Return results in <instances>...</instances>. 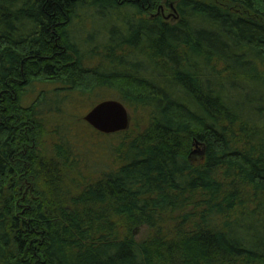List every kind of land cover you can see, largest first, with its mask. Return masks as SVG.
<instances>
[{
	"label": "trees",
	"instance_id": "obj_1",
	"mask_svg": "<svg viewBox=\"0 0 264 264\" xmlns=\"http://www.w3.org/2000/svg\"><path fill=\"white\" fill-rule=\"evenodd\" d=\"M85 9L132 12L105 65ZM104 90L146 113L107 164L44 119ZM262 102L264 0H0V264H264Z\"/></svg>",
	"mask_w": 264,
	"mask_h": 264
},
{
	"label": "rangeland",
	"instance_id": "obj_2",
	"mask_svg": "<svg viewBox=\"0 0 264 264\" xmlns=\"http://www.w3.org/2000/svg\"><path fill=\"white\" fill-rule=\"evenodd\" d=\"M158 12L168 20L170 19V21L172 20V15L175 14L173 8L167 5H163V7L160 8ZM79 13V19L75 20V22L70 27L71 35L73 36L75 41L80 44L83 50L96 48V51L102 53L104 52L102 47L106 40L107 31L109 30L110 26H112L113 24L124 23L128 16L131 17L132 12L125 9L118 12L111 11L106 16H101L96 14L93 9H85ZM101 53H99V56L91 61L93 65L101 66V64H106L107 61L103 57L105 55H103V53L101 55ZM40 88L41 85H38L37 89L34 91L32 88L28 89L30 91L29 94L31 99L37 96ZM108 97H116V95L109 90H104L101 91L100 95L93 96L92 100L90 99L91 101H87L83 105L79 106L80 110H78L76 114L81 115L80 117L67 115L64 113H46V116H44L46 125L49 129L56 125L64 128H67L73 124L80 125V128H82V130H79V132L82 134L80 138L86 139L90 137L95 144L92 145L91 143H89L94 148V151L91 153L93 156H95V161L106 160L107 164L112 161L113 157L116 154L117 148L124 147L129 138V134H132L130 132L136 131L140 127L142 128L146 119V113L140 107L134 105H126L130 114V125L127 129V132L118 131L105 134L94 131L93 133L88 124H85V122H83V116L91 107L94 101ZM262 103L264 104V102ZM92 135H94L95 137H91ZM54 140V135L50 132H46V135L43 138V143L39 147L41 149V152H43V155L50 154V150H52V144ZM193 147V150L197 151L198 149H200L201 145H194ZM197 156L198 155L195 154V158H198ZM148 232L149 227L146 225H141L137 228L136 237H145Z\"/></svg>",
	"mask_w": 264,
	"mask_h": 264
},
{
	"label": "water",
	"instance_id": "obj_3",
	"mask_svg": "<svg viewBox=\"0 0 264 264\" xmlns=\"http://www.w3.org/2000/svg\"><path fill=\"white\" fill-rule=\"evenodd\" d=\"M94 129L103 133L125 130L130 125V114L126 104L116 98L97 102L83 116Z\"/></svg>",
	"mask_w": 264,
	"mask_h": 264
}]
</instances>
